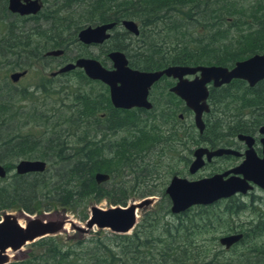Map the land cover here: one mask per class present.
Wrapping results in <instances>:
<instances>
[{
  "label": "trees",
  "instance_id": "1",
  "mask_svg": "<svg viewBox=\"0 0 264 264\" xmlns=\"http://www.w3.org/2000/svg\"><path fill=\"white\" fill-rule=\"evenodd\" d=\"M50 3L44 10L24 17L10 13L6 0H0V57L11 67H29L32 61L45 60V51L65 49L68 40L77 41L75 33L84 25L123 18L136 22L138 34L130 38L125 32H114L110 47L124 51L128 65L139 70L168 65L231 66L236 60L264 52V0H60L56 7ZM77 56L82 53L77 52ZM68 73L83 84L92 82L81 70ZM53 80L43 78L36 89L50 92ZM0 89V163L7 171L0 178V215L11 210L37 215L56 213V208H61L85 220L90 202L106 199L112 205L123 206L132 188L143 186L134 194L142 197L160 193L156 211L135 223L130 234L112 233L86 241L95 244L89 248L92 264H264V215L259 214L246 228L235 230L230 219L245 208L239 200L230 197L223 204L218 200L189 207L173 225L160 221L163 214L169 213V202L159 184L164 185L163 178L177 168L150 163L154 149L149 147L161 144L162 131L170 129L162 127L166 123L139 121L137 110L111 108L109 113L114 118L107 119L108 126L103 128L93 124L91 116L107 97L96 101L92 90L74 93L73 118V109L57 115L56 111L48 112L55 104H38L31 92L27 95L24 89H14L5 79ZM63 89L60 86L59 93L65 92ZM57 98L60 103L59 95ZM238 105L248 103L241 100ZM30 123L43 128V132L23 131ZM119 130L124 134L118 139L103 142L105 135ZM18 158L42 159L48 167L42 172L9 173ZM96 171L107 173L109 179L95 183ZM152 177L156 180L148 185L146 181ZM228 232H241L242 237L224 249L217 239ZM239 243L246 246L238 253L233 247ZM30 244L36 253L7 264H79L75 262L80 257L69 249L62 251L53 236Z\"/></svg>",
  "mask_w": 264,
  "mask_h": 264
},
{
  "label": "water",
  "instance_id": "2",
  "mask_svg": "<svg viewBox=\"0 0 264 264\" xmlns=\"http://www.w3.org/2000/svg\"><path fill=\"white\" fill-rule=\"evenodd\" d=\"M6 8L9 12L19 15L35 14L40 10L41 4L39 0H7ZM114 24V21H108L85 25L76 31V39L85 44L101 43L109 37V30ZM120 25L134 36L138 34V26L134 20L123 18ZM62 52V49L54 48L45 51L43 55L59 56ZM107 56L111 61L110 69L102 66L94 58L76 57L73 61L65 62L54 71H50L49 74L54 76L79 68L87 78L99 80L108 87L109 99L114 107L126 109L133 106L149 108L150 103L146 95L150 85L162 75L175 78L176 83L170 90L191 109L193 123L198 131L203 128L201 113L208 110L205 102L208 82L217 86L231 79H241L252 86L264 78V52L253 53L244 59L236 60L230 67L214 64L168 65L156 70L130 68L124 53L119 50H112ZM25 73V69L15 70L9 73L8 78L11 82H16ZM185 75L194 77L189 80L183 77ZM260 130L263 131L264 126H261ZM231 153L237 154L233 149L204 147L194 149L193 159L187 171L192 174L202 166V155H205V160H209L212 156ZM45 168L46 162L42 159L22 158L15 162L13 170L17 174H24L42 172ZM6 173V169L0 163V178ZM108 179L107 173L100 171L93 173V180L97 184ZM253 185L264 190V149L261 158H257L252 149H247L245 158L239 165L221 173L196 179L172 175L164 187V192L169 198L170 213L177 214L192 206L209 205L234 194H245ZM152 199L153 197H143L137 202H127L124 206L114 205L105 209L91 205L84 225L86 229L95 226L99 229L106 228L116 234H127L136 223L137 210L148 205ZM24 215L27 217L22 224L15 213L4 212L0 215V264L10 262V253L19 251L23 245L60 232L65 224L78 231L84 230L66 215L60 219H48L40 214ZM241 237V232L227 233L220 235L217 242L227 249Z\"/></svg>",
  "mask_w": 264,
  "mask_h": 264
},
{
  "label": "flooded vegetation",
  "instance_id": "3",
  "mask_svg": "<svg viewBox=\"0 0 264 264\" xmlns=\"http://www.w3.org/2000/svg\"><path fill=\"white\" fill-rule=\"evenodd\" d=\"M39 2L41 1L39 0ZM13 14L19 15L18 13ZM29 15L33 14H25L19 16L26 17ZM120 21L121 19L117 22L114 21V26L109 30V37L101 43L91 42L85 44L78 41L77 39L76 40L82 47L101 45L111 38V31L117 25L121 26ZM123 30V32L127 33V35L131 34L124 28ZM112 50L119 49H112L111 47H109L103 50L100 60L94 57L91 58L96 59L102 66L110 69L111 61L108 58L107 53ZM62 51L64 50L62 49ZM122 52L127 59V54L124 51ZM60 56H62V54L52 57H55V59L57 60ZM75 58L76 56L72 60L69 59L65 61H73ZM63 63H65L63 60L59 61L57 67H59ZM129 67L133 68L131 66ZM55 69L50 71H54ZM72 70L81 69L74 68ZM50 71L47 74L48 77H57L69 72L67 71L64 73L55 74L54 76H50ZM21 77H19V79ZM183 77L190 80L194 77V75H185ZM90 80L92 82H99L102 87L99 91L92 92V97L94 98V100L99 101L100 98H103L105 100V97H107V101L101 102L99 104L101 106L98 111L91 116V122L93 124H96L99 127L106 128L108 126L107 119L114 118L113 115L109 113V110L111 108L116 109V111H128L134 109L135 111L137 110L138 112H140L138 113L139 121L152 122L157 125H159V123H166L163 124L162 127L167 129L170 128L167 131H162L163 140L159 142L161 144H157V146L152 145L151 147H149V149H154V154L150 155L152 156L150 158H154L162 166L165 165L174 168L179 167V170H175L174 173L168 174V179L172 175H178L188 179H196L202 176H209L214 173L224 172L239 165L245 158V152L247 149H252L257 158L262 157V149H264V130H260V127L264 126V78L257 81L252 86H249L246 81L241 79L235 80H240L242 82H234V79H231L229 82L217 86H214L211 84V82H208L206 84L207 95L205 98V102L208 105V110L202 111L201 113V120L203 123V128L201 131H198L194 126L193 112L191 111V109L185 105L184 101L180 97H178L173 91L170 90V87H172L176 83L175 78L162 75L158 80L150 85L146 95V98L150 103L149 108L133 106L127 109L114 107L109 99L108 87L105 84L101 83L99 80ZM235 85H239L240 87L234 88ZM241 100H243L245 103H248V105L239 106L238 102ZM168 115H172L173 117L168 118ZM122 132L124 133V130H119L114 134H107L104 137L103 142L108 143L110 141L118 139L119 136H121ZM164 144H167L166 147H162V145ZM201 147H204L206 149H233L237 152V154H221L219 156H212L209 160H205V155H202V166L197 171L190 174L188 173L187 168L193 159V150ZM205 167L207 168L206 173L199 175L198 172ZM239 175L241 174H238V176ZM168 179L167 181L166 179L164 180V182L166 181L164 185L161 186L159 184V188L160 192L164 194V196L166 197L165 199L169 202V198L164 192V187L168 182ZM257 189L264 191L253 185L252 189L245 194H234L220 200L229 199L230 197L234 196L247 197L249 202L252 199L261 200L262 198L253 193V191ZM154 195H157L158 200H160V193ZM179 213L181 214L183 213V211ZM259 214H261V212H259Z\"/></svg>",
  "mask_w": 264,
  "mask_h": 264
},
{
  "label": "rangeland",
  "instance_id": "4",
  "mask_svg": "<svg viewBox=\"0 0 264 264\" xmlns=\"http://www.w3.org/2000/svg\"><path fill=\"white\" fill-rule=\"evenodd\" d=\"M40 1H41L40 2L41 3V10H44V8L49 7V3L53 2V1L56 3V4L50 3V5H53V7H56L58 4H60V0H59V2H58V0H40ZM74 6H75V3L72 4V7H74ZM70 15L73 16L74 14L70 13ZM89 25H91V24H89ZM123 31H124L123 28L121 26L117 25L111 31V35L114 32L121 33ZM128 37L132 38L134 36L132 34H128ZM111 43H112V41L107 40L101 45L82 47L77 41L71 42L70 40H68L67 41V47L65 49H63L64 51L62 53V56L58 57L57 60L55 59V57L48 56L43 61H40V62L32 61V64L29 67H22L20 69L11 67L10 65H8L6 63V61H7L6 59L0 57V85H1V81L3 79L10 82V80L8 78V74L10 72H12L13 70L25 69L26 73L17 82H15V83L10 82L12 84V86L14 87V89H16V90L24 89L25 93L27 95L31 92L32 95L34 97H36V99L34 101H37L38 104L41 103V104L45 105L46 107H48L52 104H55V107H53L54 108L53 110H50L48 108L47 111L48 112L56 111V115L61 114V113H65V112L69 113L73 109L72 110V117L75 118L76 107H74V108L71 107V104L73 101L72 98H73L74 93L77 90H81V91L92 90V92L99 91L102 88L101 85L99 84V82H91V83L83 84L77 78H75V76L72 73H67L64 75L53 77L54 80L51 82L52 88L49 89L50 92H48V91L39 92V89H36V87L39 85V83L41 81H43V78L48 77L47 74L50 70H53L57 67V64L59 63V61L63 60L64 62H66L65 61L66 59L72 60L73 58H69V57L76 56L77 52H81L82 56L94 57V58L100 60V58L102 57L103 50H105L106 48H109L111 46ZM60 86H64L63 91H65V92L59 93L58 89ZM0 91H1V89H0ZM58 95L61 99L60 103L57 101ZM44 97H49V98L54 99V100H47L45 102ZM42 102H45V104ZM21 103H23V102H21ZM75 106H76V104H75ZM22 130L28 131L32 134H38L40 132H43V128H40L36 125H32L31 123L28 125H25L22 128ZM91 134H92V132H91ZM122 134H124V133L122 132L121 135ZM18 159H22V158H18ZM18 159L14 160L13 164H15V162ZM149 162L156 164L155 162H157V160L152 158L151 160H149ZM46 166L48 167L47 163H46ZM177 168L178 169H175V170H179V167H177ZM12 171H13V169L9 173H11ZM160 171L163 172V169L161 168ZM206 171H207V168L205 167V168L201 169L198 172V174L199 175L204 174V173H206ZM122 178H124L126 180V179H129V176H122ZM152 179H153V177H152ZM165 179L167 181L168 177L165 176L163 178V180H165ZM155 180L156 179L149 180V181H146V183H148V185H150V184L154 183ZM131 183H133V180H131ZM148 185H147V188L150 187ZM142 187L132 188L131 192L127 195L128 197L126 199V203H127V202H137L143 197H153L152 201L148 205L137 210L136 223H141V221H143L147 217L148 213H150L152 211H156L157 203L159 202L157 195H154V194H149V195H145L142 197H139L138 195L134 194V193H138L139 191H142L143 190V189H141ZM253 193L262 199L261 200L254 199L253 202H249L247 197H243V196L242 197H240V196L231 197V199H233V200L239 199V201L241 203L243 202V204L245 206V208L241 212H239L237 214V216H233L230 219V222L231 223L233 222V225L236 226L234 228L235 230H238L239 228H242V229L246 228L249 222L255 221V218L259 215V212H261V214L264 215L263 214L264 213V210H263V207H264V191L257 189L255 191H253ZM224 202H225V199L222 200L221 204H223ZM91 205H94V206L102 208V209L108 208L110 206H114V205L110 204L106 199H101L98 202L92 201L86 207L87 216L89 214V207ZM166 207L169 209L168 205ZM56 209H57L56 213L50 212V213L44 214V212H43L40 215L42 217L48 218V219H60V218H64L66 215V217L68 216L73 221V223L75 225L84 228V230L83 231L75 230L67 224L66 229L63 228L60 232L56 233L55 235H51V236L56 238V241L62 247V251H64L65 249H69L72 252H74L75 255H78L80 257L79 260H77L75 263L79 262V264H92V259L88 260V258H91V256H92V251L89 248H92L95 244L93 242H86V241L103 239L104 237H108L109 235H113L112 234L113 232L109 231L106 228L99 229V228H96L95 226H92V227L86 229V227L84 225L85 220L80 219L76 213L70 212L66 209H65L66 213H64V212L60 211L61 208H56ZM9 212L17 214L18 221L21 223H23L27 217L24 215V214H27L25 212L24 213L16 212V210H11ZM179 214H172L169 211V213L163 214L160 221L165 222L169 225H173L176 223L178 216H181ZM29 215L33 216L34 214H29ZM131 232H132V230L129 231L127 234H130ZM228 233H230V232H228ZM79 241H82V243L78 244ZM219 246H221V245H219ZM245 246H246L245 243H239L236 246L234 245L233 250L235 252L239 253V252L244 250ZM34 253H36V248L33 247V245H31L30 243H27V244L23 245L19 251H16L14 253H10L11 254L10 261L23 259L26 256L34 254ZM69 256L73 257L72 254H70ZM218 262H221V261H218Z\"/></svg>",
  "mask_w": 264,
  "mask_h": 264
},
{
  "label": "bare ground",
  "instance_id": "5",
  "mask_svg": "<svg viewBox=\"0 0 264 264\" xmlns=\"http://www.w3.org/2000/svg\"><path fill=\"white\" fill-rule=\"evenodd\" d=\"M21 223V222H20ZM22 224V223H21ZM67 224H65L64 228L66 229Z\"/></svg>",
  "mask_w": 264,
  "mask_h": 264
}]
</instances>
